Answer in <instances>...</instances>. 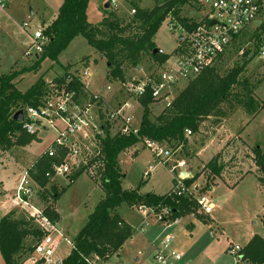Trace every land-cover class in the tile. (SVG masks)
<instances>
[{
  "label": "trees",
  "instance_id": "obj_1",
  "mask_svg": "<svg viewBox=\"0 0 264 264\" xmlns=\"http://www.w3.org/2000/svg\"><path fill=\"white\" fill-rule=\"evenodd\" d=\"M88 1L62 0L57 14L43 31L48 37V44L36 57L35 62L15 72L0 73V150L26 145L36 140L35 135L21 128L22 121H15L13 115L27 105L37 106L48 90L49 83L45 82L43 75L37 76L35 82L24 91L17 88L16 77L26 71L36 72L44 59L56 60L57 55L75 36L82 35L86 42L106 59L108 65L105 77L109 82H125V64L137 67L143 55H148L158 64L168 58L166 53L154 52L157 45L153 40L168 13H171L187 30L195 24H189L187 22L189 19L179 14L182 5L189 3V0H167L151 9L139 8L132 3L134 13L127 20L119 18L115 12L106 9L97 24L87 21ZM248 53L249 50L241 55L244 57L242 63H233L224 74H220V62L199 72L196 77L188 80L171 103L153 118L151 117L153 99L150 91L146 89L143 96L138 98L142 114L136 132L111 134L107 126L104 127L105 137L101 139L104 169L98 181L104 194L93 211L87 215L86 223L76 232L68 255L60 259L59 264H87L86 259L94 257L106 261L113 253L120 250L132 236L130 224H127L116 211L122 204L137 203L151 206L155 210L168 206L172 220L185 213L197 211L196 199L193 196H177L171 188L162 195L141 194L138 192L139 185L124 189L121 182L123 173L119 165V155L130 146L144 140L168 144L185 142L186 129L192 133L197 132L203 121L211 120L214 123L219 117L232 111L234 106L248 114L258 112L254 106V96L252 97L253 85L242 77L246 64L255 56L254 54L249 56ZM69 75L65 72L61 76H55L54 80L62 84ZM68 86L77 90L81 82L79 78L73 77ZM252 151V160L260 171L257 172V179L264 185V149L257 144ZM218 159L216 155L207 163L214 177L220 175L223 169V163ZM57 161V158L49 157L45 151L39 154L27 169L35 183L43 187L40 198L47 204L44 213L52 223L58 222L59 214L55 209H51V205L57 202L58 197L65 190V187L59 185L56 180H49L46 176L47 172H52L51 164ZM81 173H75L70 177L69 182ZM176 175L174 173L173 184ZM196 177L195 175L184 177L183 181L186 185H191ZM204 188H210L208 181ZM202 190V188L198 189L199 192ZM261 220L264 224V215ZM42 234L43 231L26 215L16 216L15 210L2 215L0 254L4 263L22 264L23 259L34 250ZM239 253L240 259L250 264H264V238L257 233L253 234L240 248Z\"/></svg>",
  "mask_w": 264,
  "mask_h": 264
},
{
  "label": "rangeland",
  "instance_id": "obj_2",
  "mask_svg": "<svg viewBox=\"0 0 264 264\" xmlns=\"http://www.w3.org/2000/svg\"><path fill=\"white\" fill-rule=\"evenodd\" d=\"M106 1L108 0L88 1L86 10L88 22L92 24L100 22L101 17L104 15L103 12L106 9L115 12L119 18L127 20L134 13L132 3H135L139 8L151 9L155 5H160L167 0H117L115 5H109V7L105 9L103 5ZM61 2L62 0H10L6 2L5 10H0V73L15 72L35 62V59L24 55V51L30 45V35L36 27L46 26L53 20ZM196 11H198L197 8L193 7L190 2H187L182 5L179 14L181 16L194 17L196 16ZM30 12H32V14H30ZM23 22H26L29 27L23 28L21 26ZM177 32L178 30L169 28V23L167 22V18H165L159 30L154 35L153 40L157 47L159 49L161 48L164 53H170L177 43ZM246 46L247 41L243 38L231 45L227 53L224 54L222 61H220V74H224L233 63H242L244 57L240 55V51L241 48H245ZM154 63L155 62L149 58L148 55H143L137 67H131L125 64V81H131L137 78L143 79L145 74L152 70ZM107 65L106 59L100 56L93 46L86 42L82 35H77L72 38L69 45L57 55L56 60L51 61L49 59H44L36 72L26 71L16 77L18 80L17 88L24 91L35 82L39 75H43L45 82L48 83L54 81L55 76H61L65 72L71 74L81 73L82 70H87L90 73L88 78H85L88 91L97 92L105 99L118 94L116 98V101H118L119 98H124L122 89L120 90L121 84H119V82L111 83L106 79L105 74L107 72ZM242 77L246 78L248 82L253 85L251 87L253 93L252 97L254 96V106L259 112L246 124L248 121L247 116L243 114L240 109L235 108V110L224 119L222 133L224 132L225 135H230L232 137L240 131L239 135L242 136V129L244 133L243 138L246 139L242 140V142L245 144L246 148H250V153L252 147L257 144L264 149V71H262L258 65L256 57L248 61L243 70ZM186 84L187 81L178 84L177 89L173 93L178 95V91ZM117 90H119L118 93ZM81 93L83 98L87 97V92L84 93L81 90ZM163 107L164 105L162 103L152 104L151 117L153 118L159 115ZM132 111L136 114V120L133 121V125L137 126L142 114L141 107L133 103ZM205 125L206 124H204V127H206ZM205 130L206 128L204 131ZM38 131V135L34 134L36 140H33L29 144L12 146L8 149L0 150V217L5 210H15L16 216L25 215L24 210H20L16 205L9 203V198L17 187V180L27 172L32 161L38 157L39 154L47 150V147L52 143L55 137L54 131L49 127L46 130L39 129ZM113 132L114 129L112 130V133ZM193 137H195L194 134ZM229 142L232 146H229L228 153L225 155L224 162H227L228 166L224 170V173L228 177H236L238 172L244 171L247 166L251 165L246 160H243L245 155L249 157L250 154H245V147L239 146V144L235 143L234 139H231ZM184 143L185 142L180 144L173 142L169 144L165 143L163 146L172 150V154L169 158L155 157L145 144L144 146L137 144L139 148L131 154L134 155L138 152L135 156L124 154L131 151L130 149L122 152V155L125 156L121 158L120 162L126 174L122 184L123 187L128 188L139 185V189H141V186L144 185V182H140L142 170L145 167L148 168L147 166L151 164L155 168L150 170L151 172L148 180H155L157 184L156 191L161 193L166 190L170 184V172L167 164L172 160L183 159L189 164V167L191 165L192 175H190V177L194 175L197 176L193 184L199 185V187L204 186L206 181L213 184L212 189L206 188L204 192L219 208V200L221 199V201H223L222 198L226 197V195L228 196V191L231 189L222 180L217 178L213 180L215 177L211 175L208 165L206 164L203 166L196 161L193 158V156H195L194 149L192 151V149L186 147L187 145ZM202 145L201 148L203 149L200 157L203 161L209 160L215 155L219 145H221L220 136L215 135L214 139ZM246 151L248 152L247 149ZM254 168L256 172L260 173L257 166L254 165ZM91 176L92 175L88 172H84L77 176L72 182H69L68 179L61 176L55 179L59 185L65 187V190L58 197L57 202L51 205V209H55L59 214V221L56 224V228L62 233L63 237L57 234L52 235V237H54V243L52 246V253L50 254L53 258L51 264H55L61 258L68 255L71 246L70 242L75 237L76 232L86 223L87 215L93 211L94 206L104 194L100 183H98L101 176L97 178ZM250 177L251 176H248L246 178L247 180L242 182L239 187L237 185L238 190H233L234 195L232 196H234V198L231 199V202L233 206L238 204V210H234L233 216L230 215L231 217L228 218L225 213H223L221 207L220 213H218L221 215V219H225V229L227 233L230 234V237H232L230 241L231 246L235 243L242 245L247 236H249V231L257 233L264 238V224L261 221V216L264 215V197L263 204L259 207L255 206L247 197H244L246 203H243L241 190L242 188L245 189V187L247 188L250 186V181L252 180ZM149 181H145V184ZM236 194L242 198L240 202H236L239 200V198L235 197ZM38 204L43 208L47 206L46 202L41 198H38ZM220 205L223 206V202L220 203ZM128 206L133 211H136L139 209L138 207L140 205L136 203ZM224 208L226 209V207ZM214 211L212 213H214ZM119 213L128 223L130 222L132 224L134 228L133 236L123 244L120 250L113 253L112 256L104 261L103 264H155L153 260L155 250L151 248L146 250L142 238L149 235L155 242L154 245L157 247L160 246V242L163 240L166 233L174 237L172 232L167 228L166 223L162 224L150 218V222L144 225L145 229L141 231L137 227V223L140 221L141 217H139L136 212L133 214L127 209L125 204H122L119 208ZM182 222H184V220ZM230 242L217 241V243H214L212 239L207 245L208 250H205L207 258L199 251L198 244L189 247V245H186L187 242H184L182 245L185 247L184 250L188 253L185 254L184 261H187V264H233L236 255L228 250ZM222 249L228 251L221 252ZM34 255L32 252L29 253L28 256L23 259L22 264H42V259H36L40 256ZM0 264H5L1 254ZM238 264L247 263L239 262Z\"/></svg>",
  "mask_w": 264,
  "mask_h": 264
},
{
  "label": "built area",
  "instance_id": "obj_3",
  "mask_svg": "<svg viewBox=\"0 0 264 264\" xmlns=\"http://www.w3.org/2000/svg\"><path fill=\"white\" fill-rule=\"evenodd\" d=\"M7 1L10 0H0V10H5ZM116 1L108 0L111 6L115 5ZM189 2L198 10L196 16L186 17L189 24L195 23L194 26L187 30L171 13H168L166 18L169 28L178 30L175 47L170 53H166L168 58L164 62L154 63L152 70L145 74L143 79L119 82L124 98L116 101L117 94L113 95L112 99H105L97 92L88 91L85 78H88L90 73L82 70L81 73H71L65 83L58 84L55 80L48 82V90L40 103L37 106L27 105L22 108L23 117L20 121L25 132L38 135L39 129L46 130L48 127L54 131L55 137L46 151L49 157L57 158L58 161L51 164L52 172L46 173L49 180H55L58 176L69 180L78 172H88L91 177L96 178L101 176L104 169L101 139L105 137V126L111 134L136 132L138 125H133V121L136 120V114L132 111L133 103L139 105L138 98L143 96L146 89L152 95L153 104L162 103L167 107L176 97L173 92L178 84L188 82L202 70L220 62L231 45L241 38L247 41V46L241 48L240 55L249 50L248 55H255L258 65L264 71V0H189ZM21 26L29 27L26 22ZM45 27L38 26L34 29L30 35V45L24 51L25 56L36 59L48 44V37L43 33ZM157 50L164 53L161 48ZM73 77L79 78L81 82L77 90L68 86ZM81 90L87 92L86 98H83ZM186 134L190 135L191 131L186 129ZM142 143L155 157L169 158L172 154L171 149L163 146L164 142L144 140ZM184 165L185 163L180 160L174 168L180 171ZM148 173L149 169H145L143 174L145 176ZM176 174L172 191L177 196H193L196 199L197 210L209 214L213 209V203L208 195L199 192L195 184L186 185L183 181L185 176ZM42 189L43 187L36 184L26 172L19 179L9 202L24 210L25 215L43 231L32 253L40 256L35 258L42 259V264H51L53 258L50 254L54 243L52 235L57 234L61 237L63 235L57 230L56 223L47 218L44 208L38 204ZM138 208L144 212L146 218L143 226L150 222V218L166 225L177 220L170 218L171 210L168 206H163L159 210L147 205H140ZM70 245L72 246V241ZM237 249L239 246L235 244L228 250L235 254ZM154 252L155 264H187L183 252L173 245V236L169 233H166ZM86 262L103 264L104 261L94 257L87 258Z\"/></svg>",
  "mask_w": 264,
  "mask_h": 264
},
{
  "label": "crops",
  "instance_id": "obj_4",
  "mask_svg": "<svg viewBox=\"0 0 264 264\" xmlns=\"http://www.w3.org/2000/svg\"><path fill=\"white\" fill-rule=\"evenodd\" d=\"M196 15H197V11H196ZM135 104L138 105L137 103H135ZM235 108L240 109L239 107L234 106L232 108V111L235 110ZM232 111L228 112L226 115H224L222 117H219L218 121H214V123L211 120L210 121L209 120L203 121L200 124V126H199L200 128H199V130H197V132H194V133L191 132L190 135L186 136V141L184 143L185 145H187L186 147H189L190 149H192V151L194 149L195 156H193V158L196 161H198L199 163H201L203 166L206 165L208 163V161L211 160L212 158H214L216 155H218V158H219L218 161L223 163V169H222L220 175L216 176L213 180H215L216 178L219 180H222L231 189L230 191H228V193H229L228 196L226 195V197L222 198L223 201H221V199L219 200V206L221 207V209L223 210V213H225V215L228 218L231 217L230 215L234 214V210H236V211L238 210V204L233 206V204L231 202V199L234 198V196H232V195H234L233 190L237 189L240 186V184H242V182L247 180L246 178L248 176H251L250 178L252 180L250 181L251 183H250L249 187H247V188L245 187V189L242 188V190H241V193L243 195V201H244L243 203L244 204L246 203L245 202L246 200L244 199V197H247V199L250 200L251 202H253L255 204V206L259 207L263 204L262 202H263V197H264L263 196L264 185L260 184L259 179H257V172L254 168V165L256 166V164L252 160L253 152L251 150V152L249 153L250 148H246L245 144H243V142H242V140H246L245 138H243L244 133H243L242 129H241L242 136L239 135L240 131L232 137L230 135H225L224 132L222 133L224 119L230 113H232ZM240 111L247 116L248 121L246 122V124L249 123L250 119L253 118L255 115H257L259 112L258 111L255 113H249L248 114L243 109H240ZM204 124H206L205 125L206 127H204ZM205 128H206V130L204 131ZM193 134L195 137H193ZM215 135L220 136V144L221 145H219V148L217 149V152L215 153V155L213 157H211L209 160L203 161L200 157L201 151L203 149V148H201L203 146L202 144L206 143L209 140L214 139ZM231 139H234L235 143L239 144V146L245 147V154H250L249 157H248V155H245L243 160H246L251 165L247 166L244 169V171L238 172L236 174L237 175L236 177H234V176L228 177L224 173V170L228 166L227 165L228 163L224 162L225 161V155H226V153H228L229 146H232V144L229 142ZM252 140H254V139H252ZM137 144L144 146V144L142 142L137 143ZM137 144L127 148V149H130L131 151L124 153V154L125 155L133 154L134 151L139 148V146H137ZM246 149L248 150V152L246 151ZM252 149H253V147H252ZM137 153H135L134 155H131V156H135V155H137ZM125 155H122V153H120V155H119V165L121 166V171L123 173V177L121 179L122 184H123V180L126 177V174L123 171V167H122L120 161H121V158ZM180 160H182L183 163H185V165L182 168H180V171H179V169L174 168V166L177 164V162H180ZM180 160L179 159L172 160L171 162H169V164H167L168 170L170 172V177H169L170 184H169V187L161 193L156 191L157 184L155 183V180H152V181H149L150 179L148 180L149 174L151 172L150 170L151 169L153 170L155 167L151 164H149L147 166L148 168L145 167L142 170V173H141L142 176H141V180H140V182H144V185L141 186V189H139L138 192L141 194L153 193L155 195H162L163 193H165L166 191H168L172 187V185H173L172 179L174 177V173L180 174V172L185 171V173H186L185 177H190V175H192L191 165L189 167L188 166L189 164L186 163L185 160H183V159H180ZM149 166H151V167L149 168ZM243 166H244V164H243ZM145 169H149V173L144 176L143 173H144ZM196 179H197V177H196ZM18 181L19 180H17L16 185H17ZM145 181H149V182H147L145 184ZM206 182L204 184H206ZM247 182H249V181H247ZM237 185H238V187H237ZM136 186H131V187L125 188L122 185V187L124 189L135 188ZM196 186H198V188H202L203 189L202 192L206 191V188H204L205 185L201 186V187H199V185H196ZM212 186H213V184H210L211 189H212ZM145 188H148V189H145ZM210 188H207V189H210ZM235 197L239 198V200L236 202H240L242 200V198L239 197V195H237V194L235 195ZM211 201H212V199H211ZM222 202H223V206L220 205V203H222ZM212 203H213V209L209 214H204L198 210L195 212H191V213H185V214L181 215V217L177 218L176 221H172L169 225H167V228L169 229V231H171L172 234L174 235L173 245L179 251L183 252L184 256L187 253V251L184 250L185 247L182 245V244H184V242H187L186 245H189V247L193 246L195 244H198L199 251L201 252V254L203 256H205L207 258L206 254H205V250L208 248L207 245L212 241V239H213L214 243H217V241H220V242H223V241L228 242L229 241L230 242L232 240V237H230V234L227 233V231L225 229V219H221V215L218 214V213H220V210H221L220 207L218 208V206L213 201H212ZM120 206L116 209V211L121 216V218L124 219V221L127 224H130V226L132 228V234H133L134 228H133L132 224L130 222L128 223L126 221V219L124 217H122V215L119 213ZM125 206L127 207V209H129L130 212H132L133 214H135V212H136L137 215H139V217H141L140 221L137 223V227L140 230V227L143 226L142 224L145 222V219H146L143 215L144 212L139 211V210L133 211L128 205L125 204ZM10 207H11V204H10ZM224 207H226V209ZM8 211L9 210H5V212L2 215H4ZM213 211H214V213H212ZM262 217L263 216H261V219H262ZM183 220H184V222H182ZM144 229H145V226H143V229L141 231H143ZM249 233H250L249 236H247V238L244 240V243L242 245L235 243L239 246V249L235 250V254L232 253V254L236 255L235 256V262L233 261V264H238L239 262H246L247 264H250L249 262L240 259V253H239L240 248L243 247L250 240V238L253 236V234H255L251 231H249ZM142 239H143V244L146 246V250L150 249V248L155 250V248L157 246L154 245L155 242L153 241L152 237L147 235V236H144V238H142ZM235 244H233L231 246V242H230V244H229L230 246L228 247V249L233 248V246ZM70 248H71V246H70ZM227 251L228 250H226V249L221 250V252H227Z\"/></svg>",
  "mask_w": 264,
  "mask_h": 264
},
{
  "label": "water",
  "instance_id": "obj_5",
  "mask_svg": "<svg viewBox=\"0 0 264 264\" xmlns=\"http://www.w3.org/2000/svg\"><path fill=\"white\" fill-rule=\"evenodd\" d=\"M103 6L106 9L107 7H109V2L106 1ZM30 14H32V12H30ZM179 38H181V35L179 36ZM157 51H158L157 48H155L154 49V52H157ZM22 117H23L22 109L17 110L16 112H14L13 119L15 121L20 122V120L22 119ZM185 174H186L185 171L180 172V175H182V176H185ZM59 263H60V260L56 262V264H59Z\"/></svg>",
  "mask_w": 264,
  "mask_h": 264
}]
</instances>
